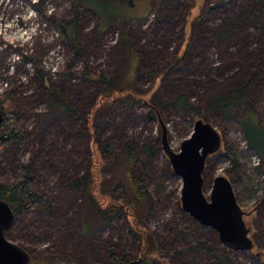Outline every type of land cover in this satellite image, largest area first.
Returning a JSON list of instances; mask_svg holds the SVG:
<instances>
[{"label":"rangeland","instance_id":"374dc122","mask_svg":"<svg viewBox=\"0 0 264 264\" xmlns=\"http://www.w3.org/2000/svg\"><path fill=\"white\" fill-rule=\"evenodd\" d=\"M193 2L196 7L192 16L201 13V19L192 27V39L186 45L184 59L166 76L158 95L159 106H155L165 119L163 128L155 114L149 115L156 111L143 102L132 111L122 102H116L95 119L93 136L98 142L116 143L121 150L126 143L134 150L143 145L153 147L152 156L141 154L153 196L149 210L142 211L143 215L147 214L143 223L154 232L161 245L176 251L182 239L169 229L167 219L172 212L169 199L172 195L181 196L182 179L175 173L170 174L166 145L174 153L180 152L182 142L191 136L199 113L206 111L212 96L243 84L253 76L246 86L247 102L231 108L225 117L224 114L217 116L222 125L216 123L214 127L221 133L222 143L220 149L209 156V170L203 183L204 194L210 199L216 177L224 176L231 182L232 177L235 178L232 187L244 216L251 208L256 209L251 218L244 220L250 222L246 225L245 237L251 239L252 246L228 248L214 228L200 224L189 214L183 218L182 227L194 240L209 242L218 253H229L237 264H264V171L239 121L246 109L251 108L260 115L264 126V0H165L161 5L153 0L149 6L137 2L136 11L140 15L151 8L145 21L131 20L126 25L132 50L141 57L142 74L138 83L148 85L151 70L163 72L179 56ZM80 12L79 46L72 47L61 38L57 25L45 19V14L51 13L55 19H71V0H44L42 5L34 0H0V94L23 90L17 97L19 100L22 97L21 109L27 107L29 115L23 149L16 144L0 152V177L14 181L17 161L29 162L35 166L41 188L53 202L50 215L39 208L29 215L18 216L6 237L19 246H31L29 252L33 258L40 249L53 248L56 252L72 253L81 263L100 260L103 241L109 234L105 229L95 234L82 230V218H88V211L89 217L94 219L92 205L85 202L82 194L64 197L69 191H64L57 171L59 165H64L63 160L72 161L70 158L76 148L74 133L80 132L83 140L89 141L92 137L86 129L85 113L94 105L100 87L89 79L90 71L122 78L130 67L131 56L116 25L101 37L96 33V13L85 8ZM157 13L161 14L160 27L155 22ZM37 50L39 56L35 58ZM20 53L33 59L16 78L10 68L22 67L18 59L22 57ZM256 62L260 63L254 68ZM37 67L50 78V85L65 92L76 106L74 116L49 112L47 92L35 88V82L40 80ZM185 92L187 105L180 109L166 105ZM223 142H227L228 151L236 155L237 165L227 153H220ZM72 159L79 163L76 165L81 171L85 170L87 162L83 158L78 155ZM68 166L78 171L74 164ZM192 252L182 250L166 258L172 264H219L210 251L198 247Z\"/></svg>","mask_w":264,"mask_h":264},{"label":"trees","instance_id":"16d2710c","mask_svg":"<svg viewBox=\"0 0 264 264\" xmlns=\"http://www.w3.org/2000/svg\"><path fill=\"white\" fill-rule=\"evenodd\" d=\"M41 1L44 2V0H34V2H40V5H42ZM152 1L71 0V11L73 12L71 19H55L54 14H45L46 21L57 25L61 38H64L72 47H78L77 28L81 8L92 10L98 17L96 33L102 37L116 25L120 36L126 42L131 61L126 75L122 78L102 71H90L89 79L100 87L94 105L85 113L86 129L92 137L89 141L87 139L83 140L79 137L80 132L74 133L73 146L76 148L70 158L72 161L67 159L65 163L63 160L64 165H59V171H57L61 175L64 191H69V193L63 194L64 197H68L70 194H82L85 202L92 205L94 219L89 217L88 211V218H82V230L90 234H95L101 229L107 230L109 235L103 241L101 258L95 262L85 261L80 263L72 253L56 252L53 248L40 249L33 258L29 252L32 247L21 246L31 255L30 264H172L166 257L181 253L182 250H189L194 253L192 251L198 247L210 251L219 264H237L229 253H218L209 242L194 240L192 235L183 231L182 220L187 213L184 211L178 195H172L170 199L167 197L172 205V212L167 219V225L172 232L181 236L182 244H178L180 246L176 251H171L161 245L157 241L154 232L149 230L143 223L147 214L143 215L142 213L146 209L149 210L153 196L150 188L151 179L144 171V160L141 154L145 153L146 156H152L154 154L153 147L143 145L139 150H134L130 143H126L121 150L119 146H116V143L101 140L98 142L97 138L93 136L95 119L105 114L116 102H122L130 111L134 110L138 103L143 102L156 111L151 112L149 115L153 116L155 114L158 123L163 128L165 119L162 118V115H159L155 107L156 105L159 106L158 95L162 91L166 76L184 59L186 45L192 39V27L200 21L201 13L192 16L196 7V3L193 2L189 7L188 26L184 30V42L179 50V56L165 71L151 70L150 83L145 86L138 83V79L142 74L140 69L141 57L139 52L132 50L130 32L126 25L131 20L145 21L151 8H147L146 13L140 15L136 11L137 2L149 6ZM157 1L161 5L165 0ZM155 16V22L160 27L161 14L157 13ZM117 19L119 20L117 21ZM20 54L22 56L20 58L22 67L16 69V78L23 74L25 65L33 59L28 55ZM34 56L35 58L39 56L38 50ZM259 63L256 62L254 68L258 67ZM37 72L40 80L39 83L35 82V88L37 91L45 89L47 92L50 98L49 112H63L68 116H74L77 113V108L66 93L57 87H52L50 78L39 67H37ZM252 80L253 76L243 84L230 87L216 96L213 95L206 111L199 113L198 119H202L213 126L216 123L222 125V120L217 119V116L224 114L225 117V114L231 108L247 102L246 86ZM19 90H10L0 94V106L4 117L0 125V152L16 144L23 149L24 144L27 142L25 124L29 115L26 111L27 107L21 109L23 100L22 97L19 100L17 95H20L23 90ZM186 96V92L184 94L180 93L171 102H166V105H173L180 109L187 105ZM239 121L250 147L258 153L264 171V126L261 125L260 115L254 109L247 108ZM163 137L165 139V135ZM222 146L223 150H220V153H227L231 161L237 165L236 155L228 151L227 142H223ZM38 148L39 146L36 143L35 149ZM172 153L173 151L166 145V159L170 165V174L174 176L175 172L170 159ZM43 155L47 157V154ZM78 155L83 158L84 162H87L84 171H81L76 165L79 163L72 159L78 157ZM41 157L43 156L41 155ZM44 158H40V161H44ZM210 159L211 157L206 160L203 177L209 170L208 163ZM70 163L74 164L78 171L75 167H69L68 164ZM34 167L31 163L19 159L16 164L14 181H5L0 177V200L7 201L13 209L15 213L14 222L18 216L22 214L29 215L39 208H43L48 215L53 212V202L41 188L40 176L34 171ZM119 168L120 171L117 172ZM232 182H235L233 177ZM255 210V208H251L246 213L247 216H243L244 220L248 216L251 218ZM248 222H245V225ZM197 227L200 228L201 226L198 225ZM250 240L245 238L233 244L228 243L226 246L228 248H236L238 245L251 247Z\"/></svg>","mask_w":264,"mask_h":264},{"label":"water","instance_id":"95a60500","mask_svg":"<svg viewBox=\"0 0 264 264\" xmlns=\"http://www.w3.org/2000/svg\"><path fill=\"white\" fill-rule=\"evenodd\" d=\"M3 119L0 106V125ZM221 138L212 124L197 119L191 136L170 159L175 174L182 179L180 199L184 211L200 224L214 228L222 242L233 244L246 238L247 228L231 181L224 176L216 177L210 199L203 191L206 160L220 149ZM14 219L15 213L9 203L0 200V264H30L29 252L6 237Z\"/></svg>","mask_w":264,"mask_h":264},{"label":"built area","instance_id":"2783aa9c","mask_svg":"<svg viewBox=\"0 0 264 264\" xmlns=\"http://www.w3.org/2000/svg\"><path fill=\"white\" fill-rule=\"evenodd\" d=\"M20 58H21V57L19 56L18 59L20 60ZM15 67H16V66L14 65V66H12V67L10 68V71H11L12 74L15 73V71H16V70H15ZM5 85L8 86V82H6Z\"/></svg>","mask_w":264,"mask_h":264}]
</instances>
